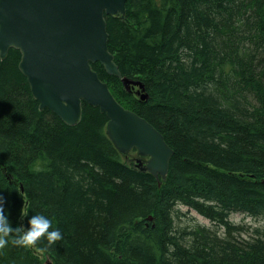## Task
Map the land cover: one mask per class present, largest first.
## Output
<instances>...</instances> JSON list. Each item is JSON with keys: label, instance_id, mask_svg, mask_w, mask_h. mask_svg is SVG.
<instances>
[{"label": "trees", "instance_id": "1", "mask_svg": "<svg viewBox=\"0 0 264 264\" xmlns=\"http://www.w3.org/2000/svg\"><path fill=\"white\" fill-rule=\"evenodd\" d=\"M106 20L115 64L147 99L92 68L173 149L167 176L125 162L97 108L82 104L74 126L40 110L10 49L0 196L14 227L43 214L63 239L9 242L0 264H264V0H126L123 18ZM179 206L214 228L178 222ZM233 213L263 225L246 230Z\"/></svg>", "mask_w": 264, "mask_h": 264}, {"label": "water", "instance_id": "2", "mask_svg": "<svg viewBox=\"0 0 264 264\" xmlns=\"http://www.w3.org/2000/svg\"><path fill=\"white\" fill-rule=\"evenodd\" d=\"M126 0H0V59L18 50V69L40 110L48 109L68 126L82 117V104L107 118L115 148L146 158L135 166L164 180L174 155L163 135L112 95L92 64L100 63L125 90L146 99L143 85L122 76L108 49L106 17L125 15ZM151 220V217L148 218ZM45 264H51L49 260Z\"/></svg>", "mask_w": 264, "mask_h": 264}, {"label": "clouds", "instance_id": "3", "mask_svg": "<svg viewBox=\"0 0 264 264\" xmlns=\"http://www.w3.org/2000/svg\"><path fill=\"white\" fill-rule=\"evenodd\" d=\"M4 202V198L0 196V250L8 246L9 242L17 247L29 248L36 246L42 239L49 246L63 239L62 232L53 228L52 220L43 214L32 215L27 228L14 227L5 213Z\"/></svg>", "mask_w": 264, "mask_h": 264}, {"label": "rangeland", "instance_id": "4", "mask_svg": "<svg viewBox=\"0 0 264 264\" xmlns=\"http://www.w3.org/2000/svg\"><path fill=\"white\" fill-rule=\"evenodd\" d=\"M137 159L142 160L141 161L142 165H144V163H143L144 160L140 159L135 152H130V153H127L126 155H124V160L127 163H129L131 161L135 162ZM179 210L181 211V213L183 215L180 217V220L178 222H181L184 225H188L190 223V219H191L196 224L205 225L207 227L214 228L213 224H211V222L209 220H207L203 216L199 215L194 210L189 209L186 206H179ZM21 220H23V218ZM230 220L232 221V223H234L236 225H240V226L243 225L244 227L245 226L246 227H262V225H263L262 221H259L258 219L250 218L249 216H246V215L241 214V213H233L232 215H230ZM243 236L247 237L246 234H243ZM46 261L47 260H45V262Z\"/></svg>", "mask_w": 264, "mask_h": 264}, {"label": "bare ground", "instance_id": "5", "mask_svg": "<svg viewBox=\"0 0 264 264\" xmlns=\"http://www.w3.org/2000/svg\"><path fill=\"white\" fill-rule=\"evenodd\" d=\"M232 215V214H231ZM229 220H230V216H229ZM231 221V220H230ZM232 222V221H231ZM234 224V223H233ZM263 224V223H262ZM246 230H249V231H252L253 229H255V227H247V228H244Z\"/></svg>", "mask_w": 264, "mask_h": 264}]
</instances>
